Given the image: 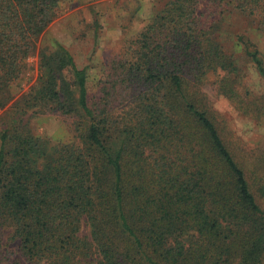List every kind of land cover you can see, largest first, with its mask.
<instances>
[{
  "label": "trees",
  "instance_id": "trees-1",
  "mask_svg": "<svg viewBox=\"0 0 264 264\" xmlns=\"http://www.w3.org/2000/svg\"><path fill=\"white\" fill-rule=\"evenodd\" d=\"M63 1L0 0V264L6 228L23 264H264V159L247 173L202 90L238 69L210 30L215 9L264 25V0L165 1L95 100L87 67L60 42L39 46ZM236 38L264 79L258 43ZM31 113L74 116L77 141L51 147Z\"/></svg>",
  "mask_w": 264,
  "mask_h": 264
},
{
  "label": "rangeland",
  "instance_id": "rangeland-1",
  "mask_svg": "<svg viewBox=\"0 0 264 264\" xmlns=\"http://www.w3.org/2000/svg\"><path fill=\"white\" fill-rule=\"evenodd\" d=\"M167 0H64L57 18L42 35L39 46L62 43L74 56L78 67H87L88 88L92 100L100 96V80L107 65L125 52L149 20ZM200 11L209 12L202 1ZM212 14L213 28L219 41L236 56L238 69L230 75L223 89L219 82L224 73L209 74L202 90L206 93L212 116L225 140L233 146L236 158L246 168L264 159V79L254 63L234 46L239 34L247 33L258 43L264 58V25L258 19L236 11ZM212 12V10H211ZM217 32V33H216ZM37 55L27 61L21 86L27 91L38 77ZM4 109L0 108V133L4 128ZM75 117L54 113L30 114L28 124L33 133L48 141L51 147L77 141ZM264 205V203H263ZM88 235L89 229L83 228ZM1 251L4 264H23L19 241L9 229L2 232Z\"/></svg>",
  "mask_w": 264,
  "mask_h": 264
}]
</instances>
